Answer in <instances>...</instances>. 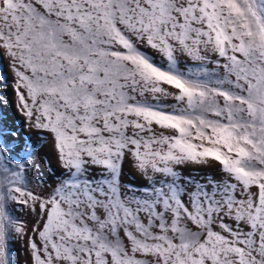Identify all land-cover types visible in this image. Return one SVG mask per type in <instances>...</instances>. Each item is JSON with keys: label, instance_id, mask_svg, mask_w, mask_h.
Returning <instances> with one entry per match:
<instances>
[{"label": "snow or ice", "instance_id": "6c2138e0", "mask_svg": "<svg viewBox=\"0 0 264 264\" xmlns=\"http://www.w3.org/2000/svg\"><path fill=\"white\" fill-rule=\"evenodd\" d=\"M3 59L0 264H264V0H0Z\"/></svg>", "mask_w": 264, "mask_h": 264}, {"label": "rangeland", "instance_id": "374dc122", "mask_svg": "<svg viewBox=\"0 0 264 264\" xmlns=\"http://www.w3.org/2000/svg\"><path fill=\"white\" fill-rule=\"evenodd\" d=\"M0 74L7 76V87L3 86V81H0V116L4 117L7 120L9 125H13L17 127L22 135L25 136H33L35 137L36 133L30 129L25 127L24 125V117L17 111V97L16 93L13 90V77L11 70L9 68V61L7 59L0 60ZM43 153H49V163L52 168L58 169L59 165L56 161L55 155L50 153L49 148H44L42 150ZM130 180L133 182H139V177L133 179L132 176H129ZM19 249L18 258L23 261V251L20 245H17Z\"/></svg>", "mask_w": 264, "mask_h": 264}]
</instances>
